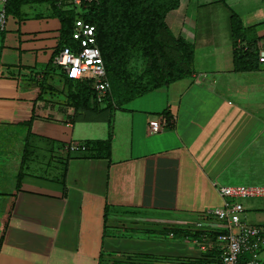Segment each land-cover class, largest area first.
Returning <instances> with one entry per match:
<instances>
[{
    "label": "crops",
    "instance_id": "1",
    "mask_svg": "<svg viewBox=\"0 0 264 264\" xmlns=\"http://www.w3.org/2000/svg\"><path fill=\"white\" fill-rule=\"evenodd\" d=\"M249 1L180 0L166 23L194 45L192 74L79 109L53 62L62 24L50 5L8 15L0 128L27 129L13 169L0 160V264H177L216 254L186 241L220 222L205 215L222 205L215 185L264 176V0L255 9ZM233 12L249 46L236 45ZM241 47L258 52L254 67L236 63Z\"/></svg>",
    "mask_w": 264,
    "mask_h": 264
},
{
    "label": "trees",
    "instance_id": "2",
    "mask_svg": "<svg viewBox=\"0 0 264 264\" xmlns=\"http://www.w3.org/2000/svg\"><path fill=\"white\" fill-rule=\"evenodd\" d=\"M73 1L7 0L5 10L7 15L21 17L25 5H50L53 14L62 24L57 53L65 47L76 46L73 33L78 19L94 25L107 77L112 86L105 105L113 104L114 101L123 102L192 74L194 45L182 37H175L166 23V15L178 8L180 0H92L89 3L83 2L80 6L74 5ZM231 29L236 45L239 41L242 46L244 43L250 45L249 30L244 28L242 20L234 12L231 15ZM249 48L237 49L236 63L244 64V68L254 67L253 63L259 61L258 52H249ZM133 51L141 52L149 60V65L138 79L122 85L125 74L129 73ZM250 61L252 63L249 65ZM66 77L70 84L69 99L76 109L102 107L96 100L92 81ZM145 78L148 79V84L143 85Z\"/></svg>",
    "mask_w": 264,
    "mask_h": 264
},
{
    "label": "built area",
    "instance_id": "3",
    "mask_svg": "<svg viewBox=\"0 0 264 264\" xmlns=\"http://www.w3.org/2000/svg\"><path fill=\"white\" fill-rule=\"evenodd\" d=\"M1 2V0H0ZM92 0H74V5ZM6 4V3H5ZM8 15L5 7L0 8V31L6 28ZM73 39L74 47H65L54 57V63L60 66L70 79H86L93 82L96 100L105 105L111 95V83L107 77L101 49L97 43L96 27L83 19L76 21ZM264 63V51L260 56ZM153 131H159L160 125H152ZM70 150H85V145L71 144ZM223 202L222 205L207 210L206 216L220 221L215 230L204 231L200 236H187L190 244H198L204 252H216L215 255H204L200 260H181L177 264H264V222L249 224L245 218L247 208L241 200L264 198V185H215ZM245 219V220H243ZM197 223L195 229L201 228ZM195 232V231H194ZM192 232V233H194ZM208 232L213 233L208 237ZM174 235V233H170ZM214 240L207 243L206 240ZM206 241V243H205Z\"/></svg>",
    "mask_w": 264,
    "mask_h": 264
},
{
    "label": "rangeland",
    "instance_id": "4",
    "mask_svg": "<svg viewBox=\"0 0 264 264\" xmlns=\"http://www.w3.org/2000/svg\"><path fill=\"white\" fill-rule=\"evenodd\" d=\"M238 0H231L232 3H236ZM261 0H250L253 4L254 9L260 5ZM259 2V3H258ZM256 3V4H255ZM262 5V3H261ZM248 4L242 5L247 7ZM47 8L45 5H36L33 8L27 7V10L31 12H40ZM239 8V7H238ZM149 65V60L141 54L139 51H133L130 59L129 73L125 74V78L122 80V85H126L129 81L138 79L139 76L143 75L144 71ZM143 85L148 84V79H143ZM121 85V86H122ZM63 99L65 97H62ZM20 128L2 127L0 128V160L2 162L7 161L10 163L9 169H13L12 164L15 159L20 160L23 151L19 150V142L24 140L26 127L21 126ZM23 132V133H22ZM7 146V147H6ZM222 185H264V176H248L244 175H230L229 181H222ZM247 208L246 216L247 222L252 225H256L264 222V198H249L241 200ZM245 220V219H243Z\"/></svg>",
    "mask_w": 264,
    "mask_h": 264
}]
</instances>
